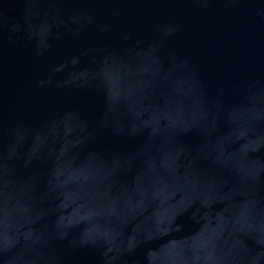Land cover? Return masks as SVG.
<instances>
[{
	"label": "water",
	"instance_id": "95a60500",
	"mask_svg": "<svg viewBox=\"0 0 264 264\" xmlns=\"http://www.w3.org/2000/svg\"><path fill=\"white\" fill-rule=\"evenodd\" d=\"M0 264H264V0H0Z\"/></svg>",
	"mask_w": 264,
	"mask_h": 264
}]
</instances>
